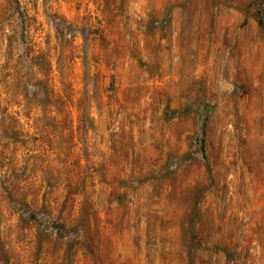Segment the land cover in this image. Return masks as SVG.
I'll return each mask as SVG.
<instances>
[{"label":"rangeland","instance_id":"374dc122","mask_svg":"<svg viewBox=\"0 0 264 264\" xmlns=\"http://www.w3.org/2000/svg\"><path fill=\"white\" fill-rule=\"evenodd\" d=\"M0 264H264V0H0Z\"/></svg>","mask_w":264,"mask_h":264}]
</instances>
